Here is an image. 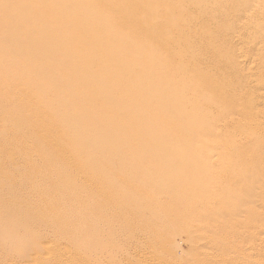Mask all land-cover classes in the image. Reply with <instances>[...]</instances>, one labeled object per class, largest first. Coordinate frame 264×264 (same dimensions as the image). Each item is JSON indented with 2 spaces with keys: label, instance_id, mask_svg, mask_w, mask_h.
Returning a JSON list of instances; mask_svg holds the SVG:
<instances>
[{
  "label": "bare ground",
  "instance_id": "1",
  "mask_svg": "<svg viewBox=\"0 0 264 264\" xmlns=\"http://www.w3.org/2000/svg\"><path fill=\"white\" fill-rule=\"evenodd\" d=\"M233 1L0 0V153L21 161L0 167V219L53 214L8 221L34 247L18 264H114L111 238L131 245L148 219L154 246L197 242V264H264V58L232 46L264 36V0ZM166 140L183 145L162 162ZM72 232L83 242L57 250Z\"/></svg>",
  "mask_w": 264,
  "mask_h": 264
},
{
  "label": "rangeland",
  "instance_id": "2",
  "mask_svg": "<svg viewBox=\"0 0 264 264\" xmlns=\"http://www.w3.org/2000/svg\"><path fill=\"white\" fill-rule=\"evenodd\" d=\"M241 1L242 0H234L233 2L234 3H236V4H239V3H241ZM263 7H264V4H261ZM262 6H260L258 9L259 10H264V9H262L263 7ZM258 9H256L257 11H258ZM259 12V11H258ZM238 14V15H237ZM231 16V17H230ZM240 16H242V12H240L238 9L235 11V12H233V13H231L230 15H229V21L230 20H232V21H234L235 19H238ZM259 23H260V21H256V23L255 24H253L252 26H254L255 27V25L256 24H258L259 25ZM258 25H256V28L258 27ZM197 27L198 28H202V25H197ZM222 28V27H221ZM224 28H226V26L225 25H223V28L221 29L223 32H225L226 31V29H224ZM218 31L220 32V29L218 28ZM222 32V33H223ZM263 35H257L256 37L257 38H252L251 39V42H247L245 39H238V40H235V41H233V43H232V46L233 47H236L237 49H243L244 51L246 50V51H248V53H249V55H245V56H242V57H240V59L243 61V62H245V63H247L246 65L248 66H257V67H259L260 66V64L258 63V61L256 60V58H254V54H255V52H256V54H260L261 56L263 55V58H264V48H262V50L260 51V53L258 52V51H256V50H258L260 47H264V36L262 37ZM258 37H260V38H258ZM240 40V41H239ZM245 41V42H244ZM243 44V45H242ZM259 44V45H258ZM240 45V46H239ZM253 45V46H252ZM239 47V48H238ZM201 48H202V45H201ZM257 48V49H256ZM243 52V51H242ZM244 57H246V58H244ZM239 59V60H240ZM26 68H24V70H25ZM258 70H260L259 72L261 73V74H263L264 75V69L263 68H258ZM32 80H33V78H32ZM223 85H225V86H229V85H231V81H229V80H225L224 82H223ZM262 93V92H261ZM123 127V126H122ZM237 139H241V137L237 134V137H236ZM170 142V143H169ZM214 142V141H213ZM213 142H211V144L213 143ZM182 143V145H183V142H181ZM180 143V141H178V140H166V142H161L160 144H156V145H154L153 147L155 148H157V147H159L161 144H163V146L161 147V148H163L164 149V151L166 152H163V155H164V157L162 158V159H164V160H161L162 162H167V161H171V160H173L174 159V152L173 151H175L176 149H178V147H180V146H182V145H180L181 144ZM216 143L214 142L212 145H215ZM151 147H152V145H150ZM149 145H148V147H150ZM164 146H166V148H164ZM129 153H131V151H129ZM200 154L201 153H198V152H194V153H192V154H190V155H188L187 157H185L187 160H186V163L187 164H191L192 162H193V159H198L199 158V156H200ZM2 154L0 153V167L1 168H3L4 169V171L5 172H15V170H16V168H20V166H21V161L20 160H12L11 158H10V156L8 157V156H4V157H2L1 156ZM170 155H172L171 157H170ZM254 155V157H256L257 155H256V153H254L253 154ZM250 156V157H249ZM172 158V159H171ZM247 158H252V154H250V155H248V157ZM139 160V162H138V166L140 167V170H142V169H147V167H149V165L147 166V163L149 162V164H150V161L148 160V159H145L144 160V158H138ZM137 160V159H136ZM143 160V161H142ZM166 160V161H165ZM114 162V163H113ZM118 162H120L119 160H114V161H112V164L114 165V164H116V163H118ZM136 163H137V161H135ZM141 162V163H140ZM144 164V167H143V164ZM145 164H146V166H145ZM115 169H117L116 167H114ZM134 171V170H133ZM131 171L132 173L131 174H134L136 171ZM168 172V173H167ZM166 172V170L165 171H159V174L160 175H162L161 177H164V176H167L166 174H170L171 176H173V173H171V171H167ZM137 174V173H136ZM188 174V173H187ZM193 174H196V172H194ZM169 175V176H170ZM190 175V177H188V178H192V179H194L197 175H192V173H189L188 174V176ZM193 176V177H192ZM240 176L241 177H243L244 178V175H243V173H241V174H239L238 175V178H240ZM2 176H0V178H1ZM197 178V177H196ZM195 178V179H196ZM16 191V190H15ZM18 192V191H17ZM19 194H21L20 192H18ZM187 206V205H186ZM189 207V206H188ZM188 207H184V208H182L183 210L182 211H184V209L186 210V211H189L190 209H188ZM250 207V206H249ZM249 207H247V208H249ZM160 211V213H162V210L160 209H153V211H152V214H155V211ZM193 210V209H192ZM51 212V211H50ZM49 212V213H50ZM154 212V213H153ZM185 212V211H184ZM4 213H6V212H4ZM47 214V216H52L53 214H52V212H51V214ZM160 213H158V212H156V214L154 215V216H158V214L160 215ZM10 214V213H9ZM46 214H44L43 216H38L36 213H33V214H31V215H28L27 216V218L25 217V215H19V214H10L9 215V218L11 217V219H9V218H7V222H2L1 221V219H0V264H18L19 263V260L18 259H20V257L24 254L23 252L25 251V249L27 248L29 251L31 250L32 251V249L34 248V247H32L33 245H30L29 247H26L27 245L26 244H28L29 245V242L30 241H25L24 239H23V237H22V239H21V236H23L22 235V233H19L18 232V229L17 228H15L14 226V224H9V222L11 221V222H15L16 220L17 221H23V222H28L29 224L32 222L33 224H34V226H38L37 224H39L40 223V219H42V217H46ZM57 215V214H56ZM56 215H54L53 217H55ZM17 216V217H16ZM58 216V215H57ZM25 217V218H24ZM99 217V216H98ZM21 218V219H20ZM39 218V219H38ZM13 219V220H12ZM9 221V222H8ZM151 221V222H150ZM119 222H120V220H115V221H113V222H111L110 224L108 223V226H114L116 229H119L120 228V224H119ZM148 222V223H147ZM19 223V222H18ZM56 222H54V223H52L51 225H47V229L48 230H52L53 232H56V231H60V226H61V223L60 222H57L56 224H55ZM146 225H145V224ZM152 224V219H148L147 221H145V222H143V224L142 225H144V231H142L141 232V228L139 227V228H137V235H136V240H135V242L134 243H132L131 245H129L127 242H121V241H118L117 239H114L113 237L111 238V240H112V242H113V244H115L116 245V249H115V253L116 254H119L118 255V260L117 261H115L114 262V264H126V261H127V263L128 264H133L132 262H130V261H132V260H130V258L131 257H133L132 255H134V257L135 256H142V255H144V256H146V255H148V254H150V255H155V254H157V255H160V256H157V255H155V258H156V262H155V260L154 261H152L151 262V260L149 261V260H143V261H141L139 264H156L157 262H159L160 264H197V260H195L194 258H193V253H194V251H193V249L195 248V246L197 245V242H195V241H193V240H191L189 237H187L186 235H184V234H177L175 237H173V239H171V244H170V246L169 247H171V251H173L174 253H175V256H176V258L177 259H180L179 261H176V263H169V262H167L166 261V258H165V256L167 255V252H168V250L170 249L169 247H168V245L166 244V243H164V242H159V243H156L155 244V246H154V243H151L149 240H148V235L146 236V234H147V232L149 233V230H151V229H149V225L151 226V224ZM6 225V226H5ZM14 225V226H13ZM94 226L96 225V224H93ZM93 225H89V227H93ZM118 225V226H117ZM146 226L148 227V229H146ZM52 227V228H51ZM10 228V229H9ZM14 228V229H13ZM7 229V230H6ZM87 229V230H86ZM86 229H84L85 231H84V236H83V238L85 239V240H88V241H90V240H93V237L96 235V234H101V233H103V231L104 230H102L103 228L101 227V228H98L97 226H95L94 228H89L88 229V227L86 228ZM56 230V231H55ZM173 230H175V229H173ZM98 231H99V233H98ZM139 231V232H138ZM85 232H86V234H85ZM95 232V233H94ZM144 232V233H143ZM93 233V234H92ZM74 234H75V232H72V233H69L68 234V237H70L71 239H65L64 241H59L58 243H57V250H60V251H66V252H72V251H74V249L78 246V245H80V243H82L83 242V240L84 239H81V241L79 240L80 239V237L77 235L76 236V238L74 239ZM145 234V235H144ZM4 235H6V237L4 236ZM16 235H18V236H16ZM21 235V236H20ZM138 236V237H137ZM142 237V238H139V237ZM4 237H5V239H4ZM145 237H146V239H145ZM182 237V238H181ZM257 238H259V237H257ZM3 239V240H2ZM143 239V240H142ZM175 239H177L176 240V242H174L175 241ZM79 240V241H78ZM115 241H116V243H115ZM146 243V245L144 244V242ZM25 242V243H24ZM66 242V243H65ZM80 242V243H79ZM123 244V245H121V243ZM139 242H140V244L141 243H143V244H141V247H140V244H139ZM179 242V243H178ZM5 243V244H4ZM61 243V244H60ZM127 243V244H126ZM150 243V244H149ZM158 244H159V246H158ZM179 244V248L177 247V245ZM182 244V245H181ZM26 245V246H25ZM139 245V246H138ZM5 246V247H4ZM148 246V247H147ZM158 246V247H157ZM26 247V248H25ZM31 247H32V249H31ZM123 247V248H122ZM138 247V248H137ZM146 248V249H144V248ZM125 248V249H124ZM129 248H132V249H129ZM153 248H155V250L153 249ZM66 249H68V250H66ZM138 249H141V255H139L140 254V252H139V250ZM144 249V250H143ZM149 249H152V250H149ZM27 250V251H28ZM119 250V251H118ZM123 250H125V251H123ZM157 250V251H156ZM179 250H181V251H179ZM28 251V252H29ZM128 251V252H127ZM138 251V252H137ZM130 252V253H129ZM133 252H136V254L135 253H133ZM144 252V254H142ZM146 252H148V253H146ZM124 253H125V256H124ZM161 253H162V256H161ZM183 253V254H182ZM131 254V255H130ZM165 254V255H164ZM49 256H52V255H49ZM128 257V258H127ZM161 257V258H160ZM163 257H164V259H163ZM248 257L249 258H247V256H245V258H243L242 260H241V262L240 263H242V261L244 260V259H246L244 262L247 264V262L249 261V264H250V262H251V260H252V262L254 261V257L255 256H253V255H248ZM251 257H253V258H251ZM157 258H159V259H157ZM127 259V260H126ZM163 259V260H162ZM122 260V261H121ZM128 260H129V262H128ZM187 261V262H186ZM247 261V262H246ZM243 262V263H244ZM251 262V263H252ZM158 263V264H159ZM242 263V264H243ZM244 263V264H245Z\"/></svg>",
  "mask_w": 264,
  "mask_h": 264
}]
</instances>
